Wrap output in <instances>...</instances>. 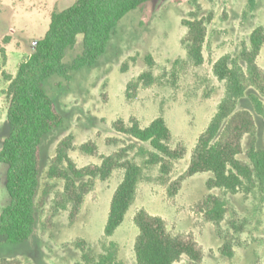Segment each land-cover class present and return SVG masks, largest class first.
I'll return each instance as SVG.
<instances>
[{
    "label": "rangeland",
    "instance_id": "1",
    "mask_svg": "<svg viewBox=\"0 0 264 264\" xmlns=\"http://www.w3.org/2000/svg\"><path fill=\"white\" fill-rule=\"evenodd\" d=\"M75 0H0V51L6 52L0 73V150L10 132L8 76H16L47 32L52 13ZM153 0L127 14L118 24L107 51L96 64L75 71L71 77L54 75L45 82L48 94L64 117L63 124L47 134L42 143L40 202L34 234L22 244L4 242L0 264H86L83 248L91 254L103 252L111 242L117 244L119 259L135 264L134 244L138 235L135 214L146 209L163 217L171 230L190 232L204 248L201 264H264V200L255 193L213 192L228 202V213L221 227L233 239V255L222 251L225 241L216 226L195 209L207 191L210 173H199L176 187L172 183L186 170L198 136L208 125L225 95L226 83L214 73V63L228 55L243 60L253 30L264 27V0ZM194 15L206 19L205 61L196 66L188 57L183 39L188 32L185 20ZM83 35L67 52L71 62L83 50ZM239 63V62H238ZM264 68V45L257 57ZM152 73V83L139 81L144 72ZM139 81L134 87L129 83ZM255 93L254 87H251ZM259 93V92H258ZM238 108L251 109L256 117V142L264 147V119L248 97ZM158 116L166 119L176 143L187 148L185 157L158 160L150 143L119 131L115 123L132 117L143 126ZM253 138L246 135L244 151ZM64 142V143H63ZM178 142V143H177ZM62 144L61 170L75 176L77 170L100 166L108 156L119 154V163L136 161L142 169L134 203L112 237L104 236L113 194L124 177V169L113 171L108 179L98 177L76 206L61 197L65 179L51 178L49 171ZM7 167L0 161V215L10 201L6 189ZM88 177L75 178L76 183ZM234 222L235 227L232 225ZM239 228V229H238ZM229 230V231H228ZM234 235V236H233ZM86 251V250H85Z\"/></svg>",
    "mask_w": 264,
    "mask_h": 264
},
{
    "label": "trees",
    "instance_id": "2",
    "mask_svg": "<svg viewBox=\"0 0 264 264\" xmlns=\"http://www.w3.org/2000/svg\"><path fill=\"white\" fill-rule=\"evenodd\" d=\"M150 1L153 0H75L68 7L54 11L47 32L38 40L29 58L20 64L16 76H8L10 100L7 118L11 129L0 150V161L7 167L6 189L10 201L0 215V246L4 242L22 244L36 229L43 139L64 122L46 91V80L54 75L69 79L73 72L96 64L107 51L119 22ZM251 7H255L254 0H251ZM184 24L188 27L183 39L187 55L196 66H200L205 61L206 19L194 15ZM79 35H83L82 52L71 62H65L68 50L75 46ZM263 45L264 27L258 26L241 53L243 60L237 61L225 55L214 63L215 75L226 83L225 95L198 136L186 170L172 183L173 187L176 184L180 187L184 180L196 174H211L207 179L208 191L197 200L195 209L225 238L222 251L229 256L234 253L233 239L225 235L221 227L228 213V202L213 190L221 189L231 194L253 192L264 200V147L257 146L256 117L251 109L238 108L239 100L248 97L254 111L264 119V68L257 63ZM5 58L6 52L0 51V73ZM138 80L151 84L152 73L144 72ZM139 81L129 83L128 87L136 86ZM251 87L257 91L252 93ZM115 126L126 135L150 143L158 160L181 159L188 151L178 142L179 151L172 148L176 143L175 136L162 116L146 126L134 117L129 122L117 121ZM246 135H251L253 140L246 151V159H242L240 155L244 151ZM64 155L61 144L49 174L51 178L65 179L61 197L67 201L70 199L76 208L89 190L88 183L93 185L92 180L98 177L108 179L114 170L124 169V177L113 194L104 228V236L112 237L135 201L142 180L140 165L134 160L119 163L121 156L117 154L105 158L100 166L91 165L77 170L71 165L76 174L71 176L61 170ZM85 176L90 180L76 183L75 178ZM134 220L139 230L134 244L135 264L202 263L204 248L192 233L171 230L163 217L146 209H139ZM232 225L235 227L234 222ZM76 243L85 247H82V257L86 264H124L118 259L119 249L114 242L96 255L90 253L89 245L83 241Z\"/></svg>",
    "mask_w": 264,
    "mask_h": 264
},
{
    "label": "crops",
    "instance_id": "3",
    "mask_svg": "<svg viewBox=\"0 0 264 264\" xmlns=\"http://www.w3.org/2000/svg\"><path fill=\"white\" fill-rule=\"evenodd\" d=\"M211 119V118H210ZM210 121V120H209ZM209 123V122H208ZM168 124V123H167ZM205 129V128H204ZM123 179V178H122ZM141 182V181H140ZM120 183V182H119ZM140 184V183H139ZM139 187V186H138ZM148 211V210H147ZM150 213V212H149ZM119 254V252H118ZM134 256H135V251H134ZM118 259H119V256H118ZM120 260V259H119Z\"/></svg>",
    "mask_w": 264,
    "mask_h": 264
},
{
    "label": "water",
    "instance_id": "4",
    "mask_svg": "<svg viewBox=\"0 0 264 264\" xmlns=\"http://www.w3.org/2000/svg\"><path fill=\"white\" fill-rule=\"evenodd\" d=\"M35 44L37 45V41H35Z\"/></svg>",
    "mask_w": 264,
    "mask_h": 264
}]
</instances>
